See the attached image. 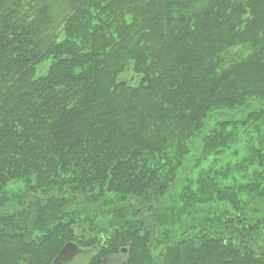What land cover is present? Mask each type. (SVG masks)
I'll return each instance as SVG.
<instances>
[{
    "label": "trees",
    "instance_id": "16d2710c",
    "mask_svg": "<svg viewBox=\"0 0 264 264\" xmlns=\"http://www.w3.org/2000/svg\"><path fill=\"white\" fill-rule=\"evenodd\" d=\"M264 264V0H0V264Z\"/></svg>",
    "mask_w": 264,
    "mask_h": 264
},
{
    "label": "water",
    "instance_id": "95a60500",
    "mask_svg": "<svg viewBox=\"0 0 264 264\" xmlns=\"http://www.w3.org/2000/svg\"><path fill=\"white\" fill-rule=\"evenodd\" d=\"M77 253L78 248L73 244H69L62 250L54 264H66L71 261Z\"/></svg>",
    "mask_w": 264,
    "mask_h": 264
},
{
    "label": "rangeland",
    "instance_id": "374dc122",
    "mask_svg": "<svg viewBox=\"0 0 264 264\" xmlns=\"http://www.w3.org/2000/svg\"><path fill=\"white\" fill-rule=\"evenodd\" d=\"M118 261H117V263L116 264H125V261H124V259H123V257H119L118 259H117ZM79 262V260L77 259V260H75V261H72L70 264H82V263H78ZM114 261H108L107 262V264H115V263H113Z\"/></svg>",
    "mask_w": 264,
    "mask_h": 264
}]
</instances>
